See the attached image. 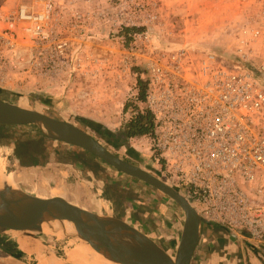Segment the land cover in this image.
Returning a JSON list of instances; mask_svg holds the SVG:
<instances>
[{
    "label": "rangeland",
    "instance_id": "1",
    "mask_svg": "<svg viewBox=\"0 0 264 264\" xmlns=\"http://www.w3.org/2000/svg\"><path fill=\"white\" fill-rule=\"evenodd\" d=\"M53 2L69 25L67 31H63L65 38L69 39L66 67L47 72L45 47L36 45L22 27L5 32L9 26L0 21V32H5L16 43L13 51H7L3 46L9 77L0 80V99L76 124L93 134L114 154L161 180V166L153 155L152 135L130 137L126 134L128 123L139 112L146 114L143 112L146 99L139 100L140 81L147 82L146 58L130 68H126L124 62L129 57L127 51L133 45L134 37L148 33L150 42H145L150 50L154 47L163 51L187 47L196 52L211 53L234 69L256 65L260 59L258 56L264 53L262 43L252 41L251 34L260 22L264 0ZM21 6L38 12L43 8V2L0 0V13L11 12ZM75 21L79 22L73 28ZM138 43L142 42L139 40ZM250 52L255 58L240 60V55ZM150 55L148 52V57ZM75 150L86 153L89 158L67 156ZM93 157L100 164L97 170L105 177V171L111 166L88 151L53 141L36 126L0 124V158L4 160L7 172L19 177L15 188L45 197L56 196L58 189H63L65 199L90 211H93V199L108 198L114 202L112 209L117 218L122 213L115 203L130 201L131 209L142 214L144 223H139L141 231L151 235L152 231L165 233L170 229L171 214L168 210L163 212L161 197L175 203L184 213L173 199L158 189L117 170L112 182H103L106 187L102 186V194L96 193L93 184L99 188L100 183L95 176L93 179ZM72 158L82 161L81 170L85 171L86 178L77 179L74 172L70 175L62 173L63 168L73 170ZM59 159L62 160L60 168L55 164ZM155 210L163 215L159 216ZM56 224L67 231L66 235H53L52 230L50 234L43 231L36 235L70 246L79 243L68 228ZM20 241L22 245L25 239ZM28 245L25 243L23 247Z\"/></svg>",
    "mask_w": 264,
    "mask_h": 264
},
{
    "label": "built area",
    "instance_id": "2",
    "mask_svg": "<svg viewBox=\"0 0 264 264\" xmlns=\"http://www.w3.org/2000/svg\"><path fill=\"white\" fill-rule=\"evenodd\" d=\"M40 1V11L21 6L0 13V21L9 26L5 32L24 28L36 45L45 47L46 71H58L67 63L69 39L63 31L69 25L53 0ZM5 32H0L3 81L9 77L3 46L7 51L16 47ZM251 34L252 41L264 48V4ZM145 41L150 42L148 33L134 37L124 62L130 68L146 58L143 112L153 118V155L161 166L162 180L182 193L208 223L247 235L254 245L263 247L264 53L256 65L234 69L211 53L187 47L150 50ZM250 57L251 52L242 54L240 60Z\"/></svg>",
    "mask_w": 264,
    "mask_h": 264
},
{
    "label": "water",
    "instance_id": "3",
    "mask_svg": "<svg viewBox=\"0 0 264 264\" xmlns=\"http://www.w3.org/2000/svg\"><path fill=\"white\" fill-rule=\"evenodd\" d=\"M1 125H31L47 137L80 147L115 170L135 177L173 199L184 211L185 222L174 255L153 238L126 221L103 216L65 198L31 195L15 187L0 188V234L13 231L30 236L40 232L25 216L46 219L60 225L71 224V234L79 243L89 244L97 253L116 264H192L205 221L191 202L177 189L144 169L110 151L98 138L68 121L36 109L21 107L0 99ZM67 228V227H66ZM1 246V244H0ZM93 252V250H91Z\"/></svg>",
    "mask_w": 264,
    "mask_h": 264
},
{
    "label": "crops",
    "instance_id": "4",
    "mask_svg": "<svg viewBox=\"0 0 264 264\" xmlns=\"http://www.w3.org/2000/svg\"><path fill=\"white\" fill-rule=\"evenodd\" d=\"M72 152L73 153L71 155L67 156H80L85 159L89 158V155L82 153V151L75 150ZM63 154H65L64 151ZM94 158L95 157H93V179L95 176V179L99 180L100 187H95V184H93V189L96 193L101 195L102 193L100 191L104 189L102 186H105L103 182H112L114 180V176H116L114 172L117 171L110 167L109 170L105 171L104 177L102 175L103 173L97 170V168L100 167L99 161L97 158ZM61 162L62 160L59 159V162L55 163L58 165L57 167L62 166ZM72 162L74 164L73 170L70 168H63L64 170H62V173L70 175L71 172H74L76 173L75 175L77 179L79 178L81 180L84 179V177L86 178L85 171H83V169L81 170V166L83 164H81L82 161L75 158ZM95 195L97 196V194ZM56 197L58 196L56 195ZM159 200L162 202V206L164 207L163 212L168 210L171 214L172 221L169 224L170 229H168L165 233L152 231V235L149 233L147 235L159 243L166 251L173 253L176 252L181 238L185 216L184 213H182L179 208L174 205L175 203H169V199H162L161 197ZM115 204L116 206H119L122 213L118 218H121L127 223L142 230L141 225L144 223V220L141 221L142 218L140 215L142 214H137L135 209H131L130 201L124 204ZM92 205L93 207L91 208L94 213L103 216L114 215L112 209L114 202L109 201L108 198L104 199L100 197L99 200L93 199ZM154 212L159 216L163 215L160 214L158 210H155ZM113 217L117 216L114 215ZM1 237L0 264H85V262H87V256L91 259L95 258L97 260L98 258L103 257L101 254L99 257L96 253H93L95 251L91 246H85L81 243L70 246L69 244L60 242L59 240H56V242H50L49 240H44L40 235L30 236L23 233H15L13 231L1 234ZM21 238L26 239L27 243L29 245L31 244V247L34 248V250L29 251V245L24 249L21 245ZM36 250H38V252ZM91 250H93V252ZM104 259L107 264L113 263L109 260L107 261L105 257ZM104 259L102 258L101 260ZM77 261H79V263ZM192 264H264V246L259 247L254 245L249 240L247 235H236L222 226L212 223H204L201 227L200 239L193 256Z\"/></svg>",
    "mask_w": 264,
    "mask_h": 264
},
{
    "label": "bare ground",
    "instance_id": "5",
    "mask_svg": "<svg viewBox=\"0 0 264 264\" xmlns=\"http://www.w3.org/2000/svg\"><path fill=\"white\" fill-rule=\"evenodd\" d=\"M44 133H47V130L44 129L43 130ZM28 178V177H27ZM19 182V177H17L14 173L12 172H7L6 171V165H5V162L2 158H0V188L2 187H16V185L18 184ZM23 183V182H22ZM29 183V182H28ZM19 188V187H18ZM58 189V188H57ZM63 189H58L56 195L58 197H62L64 198V195H63ZM34 194V193H33ZM25 218L28 220V221H31L36 227L37 229L40 231V232H45L47 234H50L51 231H54L53 235L55 234H61V235H66L67 231L66 230H63L62 228H59L57 226V222H54V221H49V220H46V219H35L34 216H31V215H27L25 216ZM68 229L69 232H71L73 230L71 224H67L66 226ZM58 236V235H57ZM29 239V238H28ZM24 243H22V247L25 246V243L26 242V239L25 241H23ZM34 246V245H33ZM86 246H90L89 244L86 243ZM79 247V246H78ZM24 248V247H23ZM25 249V248H24ZM29 251H33L34 248L31 247V244L29 245L28 247ZM75 250V249H74ZM84 250V249H83ZM94 250V249H93ZM38 252V250H36ZM69 251V250H68ZM95 251V250H94ZM68 253V252H67ZM93 253H96L97 256H101L99 253H97L96 251L93 252ZM78 254V253H76ZM75 255V254H74ZM73 256V255H72ZM71 256V257H72ZM87 256V255H86ZM75 257V256H74ZM70 258V257H69ZM87 258V262H85V264H107L104 257H100L101 259L103 258L104 260H101L100 258L95 259H91L89 258V256L86 257ZM100 259V260H99ZM79 260V259H78ZM108 261V260H107ZM79 263V261H77ZM76 262V263H77ZM84 263V262H82ZM109 263V262H108ZM80 264V263H79ZM110 264V263H109ZM113 264V263H112ZM115 264V263H114Z\"/></svg>",
    "mask_w": 264,
    "mask_h": 264
},
{
    "label": "trees",
    "instance_id": "6",
    "mask_svg": "<svg viewBox=\"0 0 264 264\" xmlns=\"http://www.w3.org/2000/svg\"><path fill=\"white\" fill-rule=\"evenodd\" d=\"M140 95L139 100L144 101L147 95L148 85L147 82L140 81ZM129 105H127L128 109ZM152 115L150 113L141 114L140 112L128 123L127 128L129 131L127 136L136 137L152 134ZM54 141V140H53Z\"/></svg>",
    "mask_w": 264,
    "mask_h": 264
}]
</instances>
